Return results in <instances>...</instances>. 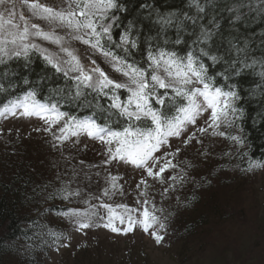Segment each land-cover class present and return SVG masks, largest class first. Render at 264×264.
Listing matches in <instances>:
<instances>
[{
	"label": "snow or ice",
	"instance_id": "snow-or-ice-1",
	"mask_svg": "<svg viewBox=\"0 0 264 264\" xmlns=\"http://www.w3.org/2000/svg\"><path fill=\"white\" fill-rule=\"evenodd\" d=\"M129 3L0 0V75L9 76L13 65L30 71L39 58L52 77L63 81L50 89L44 103L24 78L23 95L0 109V117L41 120L56 148L69 142L75 147L82 137L102 146L104 159L93 167L106 174L95 191L73 188L74 180L64 183L58 177L60 188L46 197L82 206L60 213L75 232L103 228L127 236L140 229L160 244L167 217L148 196L149 178L161 184L183 181L171 175L182 151L176 140L186 148L203 144L205 137L222 138L247 155L244 97L255 92H245L242 84L252 77L264 93V54L257 58L239 36L225 35L219 19L210 15L211 0H183L179 8H162L158 0H138L135 8ZM245 6L246 0H236L229 19L241 20ZM16 87L11 81L0 83V93L14 94ZM61 101L89 109L91 115H71L61 110ZM120 165L141 173L132 206L114 200L126 195L122 177L109 167ZM256 168L264 163L250 162L245 171ZM77 174L73 168V178ZM85 175L91 182L92 176ZM49 235L60 247L70 246V237Z\"/></svg>",
	"mask_w": 264,
	"mask_h": 264
},
{
	"label": "rangeland",
	"instance_id": "rangeland-1",
	"mask_svg": "<svg viewBox=\"0 0 264 264\" xmlns=\"http://www.w3.org/2000/svg\"><path fill=\"white\" fill-rule=\"evenodd\" d=\"M81 140L82 143L75 147L69 142L56 148L52 146L51 135L43 131L41 120L0 117V158L9 156L18 163L24 159L33 162L37 172L47 173L51 168L53 174L55 168V174L67 173L69 178L75 168L76 183L85 179L88 184L81 183L80 187L88 186L95 191L97 182L102 183L106 174L100 167H93L104 159L102 146L84 137ZM174 143L182 151L173 161L178 166L171 175L184 179L161 184L149 178L148 196L157 209H181L191 232L185 231L188 230L186 226L181 227L179 233L174 219L177 215L164 221L167 230L160 244L140 229L127 236H116L103 228L90 229L87 234L72 230L70 246L51 252L46 264H75L77 254H81L80 259L84 257L81 264H264V168L246 172L237 163L239 151L222 138L205 137L203 144L193 142L186 148L179 140ZM109 167L113 174L122 177L120 183L126 193L114 200L134 205L138 198L136 184L141 178L140 171L129 165ZM96 172H101V176L96 177ZM85 173L92 176L91 182ZM189 195L194 199L191 205L186 204L190 209L186 212L185 205L179 203H186ZM203 216L204 222L199 224ZM81 249L85 251L79 253ZM96 249L103 251L102 259H99L100 254L92 257Z\"/></svg>",
	"mask_w": 264,
	"mask_h": 264
},
{
	"label": "trees",
	"instance_id": "trees-1",
	"mask_svg": "<svg viewBox=\"0 0 264 264\" xmlns=\"http://www.w3.org/2000/svg\"><path fill=\"white\" fill-rule=\"evenodd\" d=\"M138 0H130L129 8H135ZM162 8H179L183 6V0H158ZM236 3V0H211L212 11L210 15L215 14L224 29L226 36L229 34L237 35L242 41L247 42L250 52L253 56L259 58L264 54V0H246V6L242 9L243 16L241 20H230L234 17V13L229 11V6ZM7 71L9 76L0 75V83L11 81L17 85L14 94L0 93V109L8 104L10 100L16 99V95H23L24 85L23 79L27 78L36 87L38 99L47 103L49 91L53 87L63 84V81L52 77L51 70L46 67L39 58L34 59L31 70H26L19 65H13ZM47 77V78H46ZM249 77L243 82L242 87L245 92L254 90V95H246L244 97V109L246 119L242 124L244 135L247 139V155L239 154L238 165L243 169L248 168L250 162L264 163V93L260 91L251 81ZM61 110L70 113L79 118H86L91 115V110L85 109L72 103H64L61 101ZM5 156L0 158V264H46L50 259L51 252L62 247L53 241L49 235L50 232L62 233L69 237L72 226L62 221L63 216L60 214L62 210L74 207H82L77 204H70L59 198L46 199L47 195L61 186V179L64 183L71 184L73 188L88 184L85 179L76 183V178H69L66 174L57 173L53 168L47 173L37 172L32 163L21 160L18 163L14 158L4 160ZM13 160V161H12ZM38 167H40L38 165ZM239 167V168H240ZM52 176V178H51ZM51 178L50 181H47ZM88 187V186H87ZM93 191V190H92ZM192 195L187 197V202H180L183 210L188 212L190 209L187 205H191ZM95 203V202H94ZM168 210V211H167ZM167 211V216L165 215ZM164 217L172 219L176 216L177 228L179 233L182 228L188 227L186 232H191L190 224L184 219L183 211L179 208L172 207L163 211ZM180 217V219H179ZM205 216L198 221L203 224ZM187 224V225H186ZM67 240L63 241L64 243ZM85 251L81 249L78 252ZM94 255L102 252L96 249ZM143 255V253H142ZM81 254H77L75 264H81ZM86 260V259H84ZM95 261V260H94ZM83 263V260H82Z\"/></svg>",
	"mask_w": 264,
	"mask_h": 264
}]
</instances>
